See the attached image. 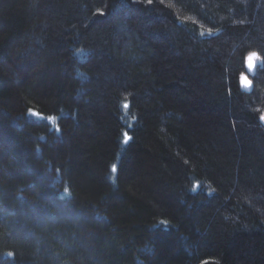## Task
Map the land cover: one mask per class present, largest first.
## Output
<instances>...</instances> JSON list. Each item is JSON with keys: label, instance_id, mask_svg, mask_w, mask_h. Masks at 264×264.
Returning <instances> with one entry per match:
<instances>
[{"label": "trees", "instance_id": "trees-1", "mask_svg": "<svg viewBox=\"0 0 264 264\" xmlns=\"http://www.w3.org/2000/svg\"><path fill=\"white\" fill-rule=\"evenodd\" d=\"M261 116L264 0H0V264H264Z\"/></svg>", "mask_w": 264, "mask_h": 264}, {"label": "water", "instance_id": "water-1", "mask_svg": "<svg viewBox=\"0 0 264 264\" xmlns=\"http://www.w3.org/2000/svg\"><path fill=\"white\" fill-rule=\"evenodd\" d=\"M249 58V57H248ZM247 58V63H246V69H247V72L249 74H252L253 73V68H249V59ZM256 64L258 65H263V60L262 59H259V60H256ZM248 74V75H249ZM249 77V76H248ZM248 77H243V78H246V82L248 83V86H246L245 82H242V85H243V89L245 90L246 88L249 90V92L252 91L253 87H252V84L251 82L249 81V78Z\"/></svg>", "mask_w": 264, "mask_h": 264}, {"label": "snow or ice", "instance_id": "snow-or-ice-1", "mask_svg": "<svg viewBox=\"0 0 264 264\" xmlns=\"http://www.w3.org/2000/svg\"><path fill=\"white\" fill-rule=\"evenodd\" d=\"M248 59H249V68H251L253 66L254 62L256 60L261 59V58L258 56V54L251 53ZM242 82H245L246 86H248V83L246 82V78L242 77ZM125 107H127V105H125ZM33 114L39 115L38 113H33ZM49 119H54V118H49ZM261 119L264 120V116H261ZM125 135H127V134H125ZM113 171H115V167H113ZM66 191H67V189H66Z\"/></svg>", "mask_w": 264, "mask_h": 264}, {"label": "bare ground", "instance_id": "bare-ground-1", "mask_svg": "<svg viewBox=\"0 0 264 264\" xmlns=\"http://www.w3.org/2000/svg\"><path fill=\"white\" fill-rule=\"evenodd\" d=\"M256 66H257V67H258V66L261 67L262 65H258V64H256V61H255L254 64H253V66H252V68H253V73H252V74H249V73L247 72V73L245 74V76L248 75V74H249V75H248L249 77H250L251 75L254 76L255 73H256V71H257ZM245 76H244V77H245ZM241 84H242V82H241ZM252 85H253V84H252ZM242 89H243V85H242ZM243 90H244V89H243ZM244 91L249 92V90H248L247 88H246Z\"/></svg>", "mask_w": 264, "mask_h": 264}, {"label": "rangeland", "instance_id": "rangeland-1", "mask_svg": "<svg viewBox=\"0 0 264 264\" xmlns=\"http://www.w3.org/2000/svg\"><path fill=\"white\" fill-rule=\"evenodd\" d=\"M256 68H257V70L259 69V66L257 67L256 66ZM245 77H248V75H246ZM253 77V76H252ZM252 77H248L249 78V81L251 82V84H252ZM262 121H264V120H262Z\"/></svg>", "mask_w": 264, "mask_h": 264}, {"label": "flooded vegetation", "instance_id": "flooded-vegetation-1", "mask_svg": "<svg viewBox=\"0 0 264 264\" xmlns=\"http://www.w3.org/2000/svg\"><path fill=\"white\" fill-rule=\"evenodd\" d=\"M247 63V62H246ZM253 75H251L250 77H252Z\"/></svg>", "mask_w": 264, "mask_h": 264}]
</instances>
